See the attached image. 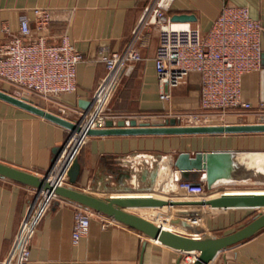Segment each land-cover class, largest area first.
Returning a JSON list of instances; mask_svg holds the SVG:
<instances>
[{
	"label": "crops",
	"instance_id": "1",
	"mask_svg": "<svg viewBox=\"0 0 264 264\" xmlns=\"http://www.w3.org/2000/svg\"><path fill=\"white\" fill-rule=\"evenodd\" d=\"M150 0H0L2 26L17 28L18 16L26 14L34 25V8L49 10L51 20L43 29L47 41L57 42L66 33L83 59L76 65V88L55 99H31L47 110L73 117L75 109L88 105L91 93L105 73L101 52L121 49L132 34ZM224 2L244 4L263 26L264 0H174L167 14L191 13L185 20L206 31ZM179 21V20H177ZM139 46L141 59L126 64L107 103L116 119L163 122L168 112L195 108L199 104L198 74L189 72L178 85L158 83L153 65L157 43L156 26H148ZM242 97L255 103L264 95V57L260 69L242 75ZM0 89L21 96V90L0 81ZM170 94L159 97L162 90ZM258 122L250 112L229 114L225 123ZM70 131L41 115L0 98V160L38 174L49 172L52 147L65 142ZM194 157L205 154L206 168L187 169L190 178L212 176L211 196L221 191L264 190V131L181 134H93L87 135L77 153L80 171L74 185L100 194L144 195L189 198L174 195L171 176L182 178L175 166L179 153ZM262 174V175H261ZM256 176V177H255ZM67 178L64 183H67ZM170 189L167 191V189ZM167 191L168 195L164 192ZM36 189L0 177V262L7 254L20 219ZM182 193V191H178ZM76 202L52 195L43 210L30 244L27 264H189L196 253L182 251L150 238L113 218L94 211L87 232L71 242L72 214ZM142 208L139 209V208ZM201 205L136 206L140 213L170 230L187 235L198 232L221 234L247 222L259 208H206ZM178 209H197L198 214H178ZM192 219H196L192 221ZM172 228V229H171ZM207 264H264V226L250 236L217 252Z\"/></svg>",
	"mask_w": 264,
	"mask_h": 264
},
{
	"label": "built area",
	"instance_id": "2",
	"mask_svg": "<svg viewBox=\"0 0 264 264\" xmlns=\"http://www.w3.org/2000/svg\"><path fill=\"white\" fill-rule=\"evenodd\" d=\"M173 1L150 0L125 45L116 51L100 53L99 60L105 66V73L92 91L88 106L75 109L73 117L64 116L66 107L61 106L58 114L77 121L83 129L102 127L108 118L117 120L116 115L107 113V103L126 64L141 59L139 46L143 43L146 28L156 26L153 65L158 83L174 87L189 72L198 74V106L168 112L167 118L174 117L177 123L186 125L217 124L225 123L229 114L250 112L257 121H264V95L252 103L242 97L241 84L243 74L262 66L263 26L260 20L250 15L246 5L224 2L209 28L203 32L188 21L170 19L167 11ZM33 11V26L29 17L21 13L16 29L6 25L1 28L0 81L16 86L21 90V96L29 100L34 96L51 101L62 93L75 90L76 65L83 56L66 33L57 42L47 41L42 31L51 20L50 12L46 8H34ZM174 22L185 25L173 26ZM169 95L166 89L159 93L162 99ZM123 119L128 124L129 117ZM86 136L83 131L70 132L63 149L50 166L48 178L64 183L66 170ZM74 139L78 142L72 146ZM181 184L188 185L187 182ZM52 195L44 190L36 192L0 264H27L36 225ZM93 212L76 205L72 214V243H77L87 232ZM111 221L113 218L107 217L103 225ZM199 235L198 232L193 234Z\"/></svg>",
	"mask_w": 264,
	"mask_h": 264
},
{
	"label": "water",
	"instance_id": "3",
	"mask_svg": "<svg viewBox=\"0 0 264 264\" xmlns=\"http://www.w3.org/2000/svg\"><path fill=\"white\" fill-rule=\"evenodd\" d=\"M171 20H192L194 15L191 13H175L170 16ZM264 57V52L262 53ZM263 62V59H262ZM0 98L23 107L31 112L41 115L53 122H56L73 131H83L85 135L93 134H181V133H212V132H245V131H264V121L254 123H217V124H198L186 125L179 124L174 117L166 118L163 122H150L147 120L138 121L136 118H129L125 124L123 118L113 121L106 119L102 127H87L83 129L77 121L68 119L58 113L47 110L24 96L13 95L0 89ZM88 104L90 100H87ZM88 106V105H87ZM86 105H82L85 109ZM64 142L52 147V162L63 149ZM52 164V163H51ZM175 166L181 169L184 178H190L187 169L206 168L205 154L196 152L194 157H189L186 152L177 155ZM80 163L75 155L67 170V183L58 182L48 178V173L38 174L31 170L21 168L0 160V177H7L15 181L27 184L36 189L44 190L48 194H55L59 198L76 202L77 204L103 213L115 220L135 228L147 237L154 238L160 242L182 251H193L196 253L189 264H207L214 258L218 251L236 243L264 226V208L256 212L251 219L236 228L224 230L221 234L208 232L207 234L193 236L164 228L153 220L141 215L140 213L128 210V207L136 206H170L179 204L209 205L215 208L226 207H264V190H239L221 191L216 196L207 198H161L150 194L144 195H125V194H95L74 185ZM207 180L212 176L207 174ZM178 214L195 215L197 209H178Z\"/></svg>",
	"mask_w": 264,
	"mask_h": 264
},
{
	"label": "rangeland",
	"instance_id": "4",
	"mask_svg": "<svg viewBox=\"0 0 264 264\" xmlns=\"http://www.w3.org/2000/svg\"><path fill=\"white\" fill-rule=\"evenodd\" d=\"M156 33H157V27H156ZM7 85H9L10 87L15 88L16 86L5 82ZM17 88V87H16ZM76 145V144H75ZM74 146V145H73ZM171 184H173V189L171 190H176V194L174 193V195L178 196H183V197H197V198H207L210 195H212V190L214 188V186L212 185V179L209 181L207 180L206 176L202 175V174H198L197 177H193V178H182L180 176L173 175L171 176ZM183 182H187L188 185L184 186L181 183ZM170 190L169 188L167 189V191ZM167 191H165L163 195H168ZM178 191H182V193H178ZM264 207H261L258 209V211H260L261 209H263ZM257 211V212H258Z\"/></svg>",
	"mask_w": 264,
	"mask_h": 264
},
{
	"label": "bare ground",
	"instance_id": "5",
	"mask_svg": "<svg viewBox=\"0 0 264 264\" xmlns=\"http://www.w3.org/2000/svg\"><path fill=\"white\" fill-rule=\"evenodd\" d=\"M181 25H185V24H182V22H174V24H173V26H181ZM78 141H77V139H74L73 141H72V146L73 145H75L76 143H77ZM262 175V174H261ZM256 177V176H255ZM200 208H202L201 210H205L206 208H215V207H211V206H209V205H201V207ZM139 209H141L142 210V208L140 207ZM171 227V225H164V228H170ZM172 229V228H171Z\"/></svg>",
	"mask_w": 264,
	"mask_h": 264
}]
</instances>
